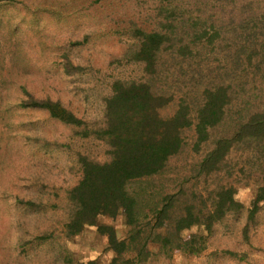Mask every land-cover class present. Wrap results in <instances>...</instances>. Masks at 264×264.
Segmentation results:
<instances>
[{
    "label": "rangeland",
    "instance_id": "374dc122",
    "mask_svg": "<svg viewBox=\"0 0 264 264\" xmlns=\"http://www.w3.org/2000/svg\"><path fill=\"white\" fill-rule=\"evenodd\" d=\"M150 32L165 36V43L148 74L133 55L140 34ZM258 68L264 71V0H0V264H111L115 255L95 227L65 233L80 158L106 162L108 147L21 105L27 92L100 127L114 81L150 84L171 99L163 117L185 103L193 123L205 88L224 85L231 96L224 125L208 142L197 146L194 125L185 129L184 148L162 173L128 185L145 215L173 195L168 222L188 208L202 216L182 233L197 235L194 247L201 250H177L183 243L172 234L166 247L148 242L145 260L132 252L137 245L122 257L130 264H264V203L253 219L248 214L264 187V148L234 151L211 174L198 170L212 140L257 94ZM225 185L234 188L242 209L227 212L206 232L204 217ZM98 223L112 226L120 240L128 237L121 215Z\"/></svg>",
    "mask_w": 264,
    "mask_h": 264
},
{
    "label": "trees",
    "instance_id": "16d2710c",
    "mask_svg": "<svg viewBox=\"0 0 264 264\" xmlns=\"http://www.w3.org/2000/svg\"><path fill=\"white\" fill-rule=\"evenodd\" d=\"M140 36L138 50L134 52L133 59L144 64L145 72L151 74L157 54L165 43V36L157 32L141 33ZM254 72L261 73V87H258V92L252 99L245 100L239 110V117L232 121L229 130L212 140L211 150L198 165L201 175L217 170L234 151H247L252 146L264 148V71L258 68ZM25 94L28 100L21 107L43 111L52 120L79 128L83 137L93 136L108 147L106 162L80 158L81 179L68 193V199L74 206L65 224L68 237L77 236L86 228L95 227L101 236L106 237L108 248L115 255L111 264H130L131 261H126L122 256L132 251L131 248L135 245L138 248L132 252L136 254V259L145 260L149 252L148 242L166 247L165 244L170 241L172 234L183 243L177 245V250L190 254L201 250L200 247H194L199 242L197 235L184 238L182 233L199 224L202 216L193 214L188 208L174 223L168 222L173 215L170 212L173 195H167L164 203L150 209L148 212L151 216L145 215L140 199L128 191V185L132 181L162 173L169 160L184 148L185 129L194 125L197 146L208 142L212 131L224 125L231 107V96L227 87L210 85L204 89L202 103L197 108L193 123L191 110L185 103H181L172 116L163 117L161 111L168 106L171 99L154 91L150 84L114 81L110 95L103 100V124L91 128L59 102L39 100L27 92ZM235 192L231 185H225L217 193L214 211L207 217L203 215L206 217V232L227 212L242 209L241 204L235 201ZM263 203L262 186L258 187L251 202L249 219L254 218ZM119 215L128 227V237L124 240L117 237L112 226L98 223L100 217L115 219ZM85 264L99 263L88 261Z\"/></svg>",
    "mask_w": 264,
    "mask_h": 264
}]
</instances>
